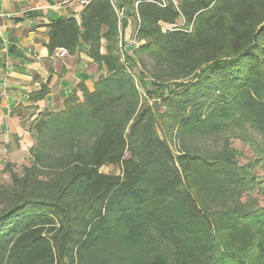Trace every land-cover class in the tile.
<instances>
[{
    "label": "trees",
    "instance_id": "16d2710c",
    "mask_svg": "<svg viewBox=\"0 0 264 264\" xmlns=\"http://www.w3.org/2000/svg\"><path fill=\"white\" fill-rule=\"evenodd\" d=\"M86 1L80 20L46 24L49 51L88 45L106 72L25 122L35 144L0 186V264H264V207L241 201L264 190V156L241 165L228 140L193 142L264 136V0H129L138 45L124 59L126 19Z\"/></svg>",
    "mask_w": 264,
    "mask_h": 264
},
{
    "label": "crops",
    "instance_id": "0c3cea01",
    "mask_svg": "<svg viewBox=\"0 0 264 264\" xmlns=\"http://www.w3.org/2000/svg\"><path fill=\"white\" fill-rule=\"evenodd\" d=\"M86 2L0 0V171L8 163L27 164L35 144L28 121L45 111L60 112L68 98L82 95L80 85L94 90V83L105 74L106 68L89 57L88 45L65 58H55L49 51L46 24L72 16L80 20ZM120 4L127 21L126 52L131 54L133 13L129 0ZM44 88L49 90L44 99H31Z\"/></svg>",
    "mask_w": 264,
    "mask_h": 264
},
{
    "label": "rangeland",
    "instance_id": "374dc122",
    "mask_svg": "<svg viewBox=\"0 0 264 264\" xmlns=\"http://www.w3.org/2000/svg\"><path fill=\"white\" fill-rule=\"evenodd\" d=\"M34 1L39 2V3L53 2L57 4V3H64V2L71 3L75 0H34ZM120 1L121 0H114L116 8L118 9L119 12L121 11L120 12L122 13L121 16L123 15L122 16V19H123L124 17V13L122 10L123 6L120 4ZM78 2H80V0H76V3ZM135 16H136L135 14L131 16V22H132L131 38H133L136 35L137 29H138L137 28L138 22ZM147 61L149 62V58L147 59ZM136 67H138L136 69V72L138 73V76H139V73L143 72V70L141 66L140 67L135 66L134 68ZM143 74L145 78V85L148 86L149 88H153L152 86L153 80L145 73ZM142 94H143V97L146 98L145 91L143 89H142ZM149 101L152 106L156 107L155 105L156 100L150 99ZM163 111L164 109L162 110L157 107V112H163ZM225 140H228L230 147L237 153L239 157V162L241 165H246L249 162H251L253 159L261 157V155L264 156V136L260 135L259 133L254 131V129H251V128H247L245 130H238V129L237 130H227L226 132L220 135L209 137L208 139L196 138L195 140H193V142L196 144H199L200 146H202L203 148L207 150L209 149V150L217 151V150L223 149ZM171 144H172L174 151H179L178 143H171ZM11 165L14 166L12 168V171L14 172L20 171L23 166V165L18 166V165H13V164ZM6 168H7V165L5 166V168H3L2 171H0V186H3V184H9L12 182V178L10 177L11 172L7 170ZM101 171L105 174L106 173H114L117 175L120 174V170L114 166L103 167ZM255 171L257 172L258 175L264 177L263 168L259 166L256 168ZM241 201L248 202L251 205L254 204L255 206L264 207V190L256 189L255 191L251 193H245Z\"/></svg>",
    "mask_w": 264,
    "mask_h": 264
},
{
    "label": "built area",
    "instance_id": "2783aa9c",
    "mask_svg": "<svg viewBox=\"0 0 264 264\" xmlns=\"http://www.w3.org/2000/svg\"><path fill=\"white\" fill-rule=\"evenodd\" d=\"M112 1H113L114 5H115L114 0H112ZM173 2L176 3L175 0H173ZM156 3L159 6L166 7L168 1L167 0H158V2H156ZM115 7H116V5H115ZM116 12L119 15V19H120L119 25H120L123 15L121 16L122 13H120L121 11L119 12L117 8H116ZM168 27H169L168 28L169 30H174L175 27H177V26L175 24V25H170ZM137 28H138L137 29V33L132 38L130 45H138V42H137V34H138L139 27H137ZM164 30H167V28H164ZM128 46H129V42H126L124 36L121 35L119 37V49H120V53H121V56L123 57V59L125 58L124 55L126 54V51H127ZM53 55H54L55 58H65V57L69 56V51L66 48L61 47V48H58V50H56Z\"/></svg>",
    "mask_w": 264,
    "mask_h": 264
}]
</instances>
